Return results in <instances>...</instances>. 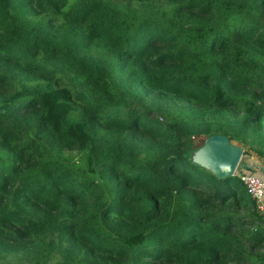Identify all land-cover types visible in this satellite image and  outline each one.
Instances as JSON below:
<instances>
[{
    "label": "trees",
    "instance_id": "obj_1",
    "mask_svg": "<svg viewBox=\"0 0 264 264\" xmlns=\"http://www.w3.org/2000/svg\"><path fill=\"white\" fill-rule=\"evenodd\" d=\"M186 123L264 160V0H0V264H264Z\"/></svg>",
    "mask_w": 264,
    "mask_h": 264
},
{
    "label": "water",
    "instance_id": "obj_2",
    "mask_svg": "<svg viewBox=\"0 0 264 264\" xmlns=\"http://www.w3.org/2000/svg\"><path fill=\"white\" fill-rule=\"evenodd\" d=\"M207 148L211 173L220 179L235 177L242 151L233 147L231 141L222 135L211 137L207 141Z\"/></svg>",
    "mask_w": 264,
    "mask_h": 264
},
{
    "label": "rangeland",
    "instance_id": "obj_3",
    "mask_svg": "<svg viewBox=\"0 0 264 264\" xmlns=\"http://www.w3.org/2000/svg\"><path fill=\"white\" fill-rule=\"evenodd\" d=\"M164 119V118H163ZM169 121H171V119H169ZM191 128H190V127ZM180 132H182L183 134L189 135L191 137L192 142H194V144H197L196 146L200 147L192 156V162L202 168H204L207 172H211L209 169V158L207 156V141L211 138H208L207 134H206V127L203 126L201 127V131H200V135L194 134L193 133V129L195 128L193 125L191 124H183L180 125L179 127H177ZM205 140V141H203ZM233 143V145L239 146L244 150H247V147H242L239 144H237L236 142H231ZM246 146V145H244ZM70 160H72V164H82V162H85V158L83 157L82 153L80 152H71L68 153Z\"/></svg>",
    "mask_w": 264,
    "mask_h": 264
},
{
    "label": "crops",
    "instance_id": "obj_4",
    "mask_svg": "<svg viewBox=\"0 0 264 264\" xmlns=\"http://www.w3.org/2000/svg\"><path fill=\"white\" fill-rule=\"evenodd\" d=\"M232 146L240 149L243 153V156L240 160V165L235 171V177L255 175L256 177L264 181V160L260 159L254 154L245 155L246 150L242 149L239 146L233 145V143Z\"/></svg>",
    "mask_w": 264,
    "mask_h": 264
},
{
    "label": "built area",
    "instance_id": "obj_5",
    "mask_svg": "<svg viewBox=\"0 0 264 264\" xmlns=\"http://www.w3.org/2000/svg\"><path fill=\"white\" fill-rule=\"evenodd\" d=\"M241 182L248 194L252 197L258 210L264 212V181L255 175H245L240 177Z\"/></svg>",
    "mask_w": 264,
    "mask_h": 264
}]
</instances>
